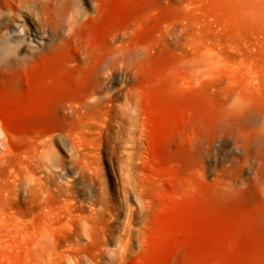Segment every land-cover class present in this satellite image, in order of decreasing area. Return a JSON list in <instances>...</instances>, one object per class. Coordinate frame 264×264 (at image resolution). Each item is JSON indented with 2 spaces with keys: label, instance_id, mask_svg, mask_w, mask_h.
<instances>
[{
  "label": "bare ground",
  "instance_id": "obj_1",
  "mask_svg": "<svg viewBox=\"0 0 264 264\" xmlns=\"http://www.w3.org/2000/svg\"><path fill=\"white\" fill-rule=\"evenodd\" d=\"M161 1L155 17V0H0V150L16 142L5 125L36 132L0 187V243L81 217L78 188L92 214L108 208L101 154L114 116L116 147L136 132L132 142L145 146L148 118L156 156L185 187L189 227L203 242L180 246L176 264H222L200 251L220 233L237 264L264 256V0H221L226 21L170 24ZM157 36L169 37V53L156 51ZM55 144L73 148L70 164ZM21 195L36 212L6 210Z\"/></svg>",
  "mask_w": 264,
  "mask_h": 264
},
{
  "label": "rangeland",
  "instance_id": "obj_2",
  "mask_svg": "<svg viewBox=\"0 0 264 264\" xmlns=\"http://www.w3.org/2000/svg\"><path fill=\"white\" fill-rule=\"evenodd\" d=\"M164 9L163 1L155 0L154 16ZM231 15V6L221 0H169V24L175 19L222 22ZM155 48L157 52L169 53V37L157 36ZM117 106L122 107L123 102ZM103 122L104 119L98 120L91 125L92 129L99 130ZM120 127V120L111 116L103 128L107 140L104 139L101 161L110 196L108 208L98 215L92 214L86 194L78 188L75 206L81 217L63 219L45 230L29 226L24 236L10 235L0 243V264H37L39 258L45 264H176L174 257L180 246L202 244L198 231L189 227L193 209L184 196L182 181L169 180V163L156 156L157 132L149 119L146 118L144 126L143 147L132 142L133 138L139 141L138 132L125 135L130 140L116 147L117 138H123ZM5 132L16 142L6 152L0 150V187L10 184L11 162L28 155L30 142L36 136V132L13 130L7 125ZM87 134L85 137L91 138ZM52 151L66 164L73 161V148L64 150L55 144ZM195 185L198 191L201 185ZM28 209L37 211L22 195L11 197L6 208L7 211ZM34 220H40V216L35 215ZM43 234L51 236L53 241H43ZM207 243L210 245L200 246V251H214L222 264H237L238 255L224 247L222 233ZM255 260L256 264H264V256Z\"/></svg>",
  "mask_w": 264,
  "mask_h": 264
}]
</instances>
